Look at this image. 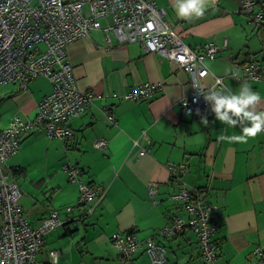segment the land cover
<instances>
[{
  "label": "crops",
  "instance_id": "1",
  "mask_svg": "<svg viewBox=\"0 0 264 264\" xmlns=\"http://www.w3.org/2000/svg\"><path fill=\"white\" fill-rule=\"evenodd\" d=\"M257 1L255 10L264 13V0ZM155 3L195 52L208 42L220 46L217 56L206 61L210 74L203 82L212 84L214 75L219 76L233 93L248 85L261 97L248 110L264 111V80L250 81L241 71L240 78L232 74L235 59L254 58L264 64V22L249 23L240 0H208L204 15L191 19L178 16L173 0ZM66 53L78 87L90 93L91 100L82 114L65 122L72 136L48 143V152L55 150L59 158L49 165L50 173L42 178L44 189L33 195L27 208L21 203L20 188V205L30 224L51 214L62 221L44 235L37 259L46 262L49 251L57 250V264H125L126 255L110 240L111 234L132 229L142 242L153 237L176 210L170 197L178 188L179 194L200 189V196L220 206L214 234L219 254L214 264H250L251 250L260 247L264 252V132L247 143L219 139L241 135L242 126L216 120L211 110L185 114L180 100L193 92L190 73L139 42L118 41L103 28L93 29L69 43ZM29 82L27 89L12 83L16 91L7 95L10 114L0 129L15 115L25 120L36 114L46 94L30 92ZM144 83L159 84L152 98L122 96ZM35 133L45 135L34 129L21 141ZM99 138L106 140L100 148L94 145ZM172 162L188 166L182 182L171 179L167 166ZM66 163L82 169L76 181L63 170ZM82 184L100 185L106 191L80 202ZM163 241V264H205L191 230ZM148 258L141 250L131 260L150 264Z\"/></svg>",
  "mask_w": 264,
  "mask_h": 264
},
{
  "label": "built area",
  "instance_id": "2",
  "mask_svg": "<svg viewBox=\"0 0 264 264\" xmlns=\"http://www.w3.org/2000/svg\"><path fill=\"white\" fill-rule=\"evenodd\" d=\"M257 2L240 0V8L247 15V21L256 25L264 21V13L255 11ZM165 14L164 8L158 7L155 0H0V84L10 82L27 89V82L39 76L53 84L52 91L38 102L33 120L15 115L0 129V264L58 262L57 250L49 251L46 262L39 261L37 254L43 236L62 221L51 214L38 224H30L20 205V186L7 178L1 165L19 149L21 136L29 130L40 129L49 138L72 136L73 131L65 126V122L85 111L91 94L77 85L66 53L69 43L88 36L93 29L103 28L118 41L139 42L145 50L163 55L191 75L193 92L181 99L187 115L210 106L204 99L208 92L227 89L223 79L216 75L212 84L202 81L210 74L206 61L216 57L220 46L208 42L201 52H195L182 41ZM102 21L105 22L104 27ZM237 68L239 65L235 63V70ZM246 70L250 78L264 79L263 64L254 62ZM158 88V83H144L122 96L136 99ZM105 143L103 138L94 141L96 147H103ZM140 153L143 154L144 150ZM261 156L264 161V150ZM63 170L71 181H76L81 173L77 166L69 163L63 165ZM80 187L84 194L80 202L105 193L99 185L82 184ZM174 196L189 197L186 191ZM217 207L202 199L192 200L187 208L190 218L178 217L171 225L161 228L162 235L189 225L200 241L202 261L213 264L219 251L212 241L217 228L214 220ZM110 240L124 254L135 252L139 247L135 237L129 233H113ZM146 243L150 263L163 264L165 248L150 238ZM250 259V264H264L263 250L254 248Z\"/></svg>",
  "mask_w": 264,
  "mask_h": 264
},
{
  "label": "rangeland",
  "instance_id": "3",
  "mask_svg": "<svg viewBox=\"0 0 264 264\" xmlns=\"http://www.w3.org/2000/svg\"><path fill=\"white\" fill-rule=\"evenodd\" d=\"M52 89L53 84L43 76L29 82V90L35 94H48ZM15 91L14 85L10 82L0 84V128L4 126L5 118L10 114L9 105L11 102L7 95ZM35 115L31 119L25 120H33ZM51 139L46 135L31 134L21 141V147L17 152L2 162L1 168L7 174V178L20 186L23 192L21 203L23 202L26 208L33 203V195H39L41 187L44 189L42 178H46L50 173L51 166L49 165L58 161L59 155L56 151L50 149L48 152L47 149ZM15 166L22 167L24 171L17 174L13 173L11 169Z\"/></svg>",
  "mask_w": 264,
  "mask_h": 264
},
{
  "label": "clouds",
  "instance_id": "4",
  "mask_svg": "<svg viewBox=\"0 0 264 264\" xmlns=\"http://www.w3.org/2000/svg\"><path fill=\"white\" fill-rule=\"evenodd\" d=\"M208 0H173V7L178 16L191 19L202 17L207 10ZM248 85H241L239 93L229 90H212L204 95L216 120L232 125H241V135L220 136L221 140L247 143L249 138H255L264 132V111L248 110L250 105L261 100L259 93L250 91ZM203 123H207L204 119Z\"/></svg>",
  "mask_w": 264,
  "mask_h": 264
},
{
  "label": "trees",
  "instance_id": "5",
  "mask_svg": "<svg viewBox=\"0 0 264 264\" xmlns=\"http://www.w3.org/2000/svg\"><path fill=\"white\" fill-rule=\"evenodd\" d=\"M264 22V21H263ZM262 22V23H263ZM261 23V24H262ZM261 24H258V26H260ZM225 46V45H224ZM217 56V55H216ZM258 63V64H263V62L262 61H260V60H258V59H250V60H248V61H244V62H242V61H240V60H237V59H235L234 60V63H237L238 65H239V68H237L235 71H236V78H240V76H238L239 75V72L241 71V72H243L244 73V77H246V79H248V80H250V81H260V80H264V79H261V78H258V79H254V78H250L248 75H247V70H246V68H248L250 65H252V63ZM264 65V64H263ZM232 74H233V72H232ZM225 90H229V88L228 89H225ZM156 91H158V89L157 90H154V91H152L151 92V94H149V95H145V96H143V97H140V98H136V99H132V100H140V99H148V98H152L153 96H154V94H155V92ZM230 91V90H229ZM2 100L4 99V98H1ZM1 100V101H2ZM180 105H181V109H182V111L184 112V109H183V106H182V104H181V100H180ZM207 110H211V108H210V106H207L205 109H203L201 112H199V113H193V114H189V115H201V114H203L205 111H207ZM185 113V112H184ZM112 119H113V117H112ZM66 126V125H65ZM68 127V126H67ZM29 131H31V130H29ZM29 131H27V132H29ZM25 134H23L22 136H21V138H20V147H21V139H22V137L24 136ZM71 137V136H70ZM65 139H67V138H69V137H64ZM20 147H19V149H20ZM98 148H100V147H98ZM18 149V150H19ZM17 150V151H18ZM264 149H262V151H263ZM16 151V152H17ZM262 151H261V153H262ZM14 154V153H13ZM13 154H11L10 156H12ZM262 160H263V158H262ZM264 162V161H263ZM173 164L170 166V165H168L167 167H168V169H169V172H170V177H171V179L173 180V181H175L176 183H177V181H180V182H182L183 181V179L181 178L182 177V175L183 174H185V173H187V171H188V166L185 164V163H183L182 164V162H180V163H176V162H172ZM77 168H79L80 170H81V173L83 172L82 171V169L80 168V167H78L77 166ZM184 170H186V172L184 171ZM11 171L13 172V173H15V174H17V173H22L24 170L22 169V167H20V166H15V167H12V169H11ZM81 173H80V175H81ZM92 185H96V184H92ZM100 186V185H99ZM102 188H104L103 186H101ZM105 189V188H104ZM180 190V188H178V190L176 189L175 191H173L172 193L174 194V195H177V194H179V191ZM105 191H106V189H105ZM188 195H189V197L187 198V199H184L183 197H181V196H177L176 198H171L170 197V200H172V202L173 203H175V207H176V210L174 209V212L172 213V214H170L169 216H168V222L163 226V227H165V226H169V225H171L178 217H181V218H190V213L188 214V210H187V208H188V206L190 205V203H191V201L192 200H196V199H202V200H204L206 203H208V204H211V205H217L216 203H213V202H211V201H209V200H207V198H204L202 195L200 196V194H201V190L200 189H193V188H191V189H189L188 188ZM171 193V194H172ZM219 208H220V206H218L217 207V209H214L215 211H216V213H217V215H216V217H215V223H216V225H217V228H218V226H219V223H218V221H217V219H218V212H219ZM41 221V220H40ZM40 223V222H39ZM216 228V229H217ZM186 230H191L194 234H195V236H196V233L190 228V226L189 225H187L186 227H184L182 230H180V231H176V232H174V233H169V234H167L166 236H163L162 234H163V232H162V230L161 229H159V231H156L155 233H152L153 234V237H150V239L151 240H153L156 244H159V245H162L164 248H165V251H166V245L164 244V239L166 240V239H171V238H173V237H176L177 235H179V234H181V233H183V232H185ZM127 233H129V234H131L132 236H134L135 237V239L137 240V242L139 243V247H138V249L135 251V252H131V253H129V254H125L126 255V259H127V261L125 262V264H133V262H132V260L131 259H133V255L136 253V252H139V251H143L144 253H146V249H147V243H146V240L144 241V242H142V241H140L136 236H135V233H134V231L132 230V229H129V230H127L126 231ZM112 235V234H111ZM157 238H156V237ZM44 237V236H43ZM158 237H160L161 239H158ZM110 238H111V236H110ZM163 238V239H162ZM149 239V238H148ZM196 241H197V245H198V247H199V251L201 252V247H200V244H199V240H198V238H197V236H196ZM212 241L214 242V243H216V245H217V247H218V249H219V246H218V243H217V241L215 240V238H214V235H213V237H212ZM218 254H219V251H218ZM217 257H218V255H217ZM149 259V258H148ZM217 259V258H216ZM215 262V261H214ZM205 263V262H204ZM151 264V263H150ZM206 264V263H205ZM214 264V263H213Z\"/></svg>",
  "mask_w": 264,
  "mask_h": 264
},
{
  "label": "bare ground",
  "instance_id": "6",
  "mask_svg": "<svg viewBox=\"0 0 264 264\" xmlns=\"http://www.w3.org/2000/svg\"><path fill=\"white\" fill-rule=\"evenodd\" d=\"M258 5V2H257V4L255 5V7ZM240 10H241V8H240ZM256 11V10H255ZM263 12V11H262ZM245 14V13H244ZM246 15V14H245ZM247 16V15H246ZM252 24V23H251ZM256 25V24H255ZM262 157V156H261ZM186 192L188 193L189 191L188 190H186ZM217 230V229H216ZM216 230H215V232H216ZM215 232H214V234H215ZM213 234V235H214ZM251 252H252V250H251ZM250 252V253H251ZM250 253H249V258H250ZM255 258H257V257H254L253 259H255ZM263 258H264V252H263Z\"/></svg>",
  "mask_w": 264,
  "mask_h": 264
}]
</instances>
